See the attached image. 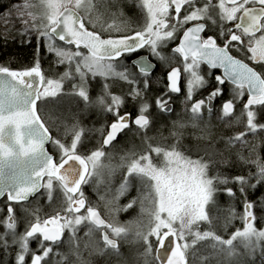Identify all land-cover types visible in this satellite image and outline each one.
<instances>
[{"label": "snow or ice", "instance_id": "obj_1", "mask_svg": "<svg viewBox=\"0 0 264 264\" xmlns=\"http://www.w3.org/2000/svg\"><path fill=\"white\" fill-rule=\"evenodd\" d=\"M110 7V0H23L12 6L22 25L20 35L43 38L65 71L58 79L46 77L39 44L32 66L19 70L0 66V200L4 201L0 264H8L9 258L12 264H93V256L116 257L118 264H264V228L256 227L258 218L264 220V196L248 199L249 190L264 186V135H257L264 133V123L257 120L264 112V0H137L142 23L132 29L127 21L116 22L124 15L122 9L111 13V23L105 20ZM4 15L10 18L12 10ZM205 31L212 34L202 35ZM173 42L171 52L182 57V67L170 68L165 91L150 102L146 97L150 83L163 78L153 79L155 65L148 56L168 63L165 49ZM142 49L148 55H141ZM202 64L222 69L223 75L214 77L216 86L206 97L194 99L209 86L210 73L202 72ZM181 72L182 103L190 119L172 121L170 135L175 142L148 143L144 153L121 156L116 166L105 164L103 160L110 157L105 149L126 130L135 127L146 136L153 124V104L160 113L173 112V94L181 93ZM97 78L101 87L91 97L89 82ZM65 81L72 83L71 92L64 94L78 96L112 117L96 129L101 141L95 148L85 146V129L78 122L66 129L64 137L54 138L39 111L40 105L63 93ZM116 82L126 85L127 92L114 94ZM226 82L230 98L222 101L220 119L238 122L240 117H233L236 102L247 92L241 109L246 130L227 137L220 149L211 142L210 121L203 126L201 122L205 112L213 114V102L223 96L221 86ZM125 97L137 105L135 116L124 107ZM57 119L55 112L47 114V120ZM187 128L199 133H192L193 139L208 142L181 150ZM233 157L242 165L238 174L226 171ZM117 168L125 170L123 178L116 195L107 199L99 187ZM93 181L112 220L102 218L99 205L85 196L83 186ZM134 184L137 196L120 205V197ZM221 192L232 201L237 192L243 197L241 214L232 203L223 209L225 228L238 215L243 222L227 238L213 227L215 213L221 210L217 200ZM41 199L49 208L54 203L56 207L44 212ZM137 204L146 224L115 219ZM97 232L101 240L96 239ZM129 239L136 247L125 256L118 241Z\"/></svg>", "mask_w": 264, "mask_h": 264}, {"label": "rangeland", "instance_id": "obj_2", "mask_svg": "<svg viewBox=\"0 0 264 264\" xmlns=\"http://www.w3.org/2000/svg\"><path fill=\"white\" fill-rule=\"evenodd\" d=\"M110 3H111V7L108 9V12L105 15V20H107L109 23L112 22L111 13L116 12L118 9H122L124 15L116 18L117 23H120L121 21H127L128 28H130V29L138 28L141 25L142 17H141L140 10L137 7V0H110ZM51 58L53 59L52 65L47 66V67L45 66V68L43 67L41 69L44 72V74L46 75V77L58 79L59 76L62 75L63 72L65 71V66L64 65H57L56 57L54 56V54H52ZM0 66L10 67L7 63H4V62H0ZM14 70H16V69H14ZM76 82L78 83L79 81H76ZM71 83H72L71 81H65L63 93L61 95H59L55 98H50L48 103L39 106L42 116L45 117L46 122H48V124H50V125L57 123V122L66 121V119L69 118V119H73L75 121H79L80 123H82L83 128L85 129V132L88 129L90 130V129L100 128L101 125L105 124L103 121L107 122V120L103 114L101 115V112L97 108L86 105V103L81 98H79L78 96L70 95V94L69 95L64 94L67 92H69V93L71 92ZM89 83L91 85L90 96L95 97L96 91L98 90L99 82L90 81ZM121 88H123V86H121ZM176 107H177V109L176 108H175V110L173 109V112L170 115L173 114V115L177 116L181 111H183L184 107L179 106L178 103H177ZM136 109H137V106H136ZM49 112H55L57 114V116L59 117V119L55 120L54 122L47 120V114ZM109 117L111 118L110 115H109ZM209 121H210V119L204 118L203 124L206 122H209ZM94 123L96 125H94ZM100 123H103V124L100 125ZM203 124H201V125L203 126ZM151 127L153 128V125H151L150 128L147 130L146 136H145V133L143 131H138V133H137V134H139V136H142V138H146L147 144H146L145 149H142V147L145 144V141L135 142V143H137L135 145V150L128 152V153L127 152L118 153V152H115L116 150H114V152H113L112 149H110V150L106 151L107 153L110 154V157L105 158L103 160V162L105 164L111 163L113 166H116L120 163V157L121 156H125L129 153L140 154V153L146 152L148 143H151L153 146H157V145L168 146V145H171L175 142L174 138L170 135V131L168 134L163 135V133H161V135L158 137L151 136L149 138V132L152 130ZM54 128L56 129V133H57L56 138L64 137V135H65L64 133H59L62 131H59L55 126H54ZM212 128H213V125H212ZM195 131H197V130H195ZM85 139L87 140L88 138H85ZM87 142H89V141L87 140ZM85 146L87 148H92V146H90L89 143ZM96 146H98L97 143L94 145V147H96ZM181 150H183V149L181 148ZM154 155L155 154H153V156ZM193 158H196L195 155L193 156ZM124 171H125L124 169L117 168L114 175L111 178H108L106 176L105 184H102L99 187V194L105 195L107 199H111L113 196H115L116 195V189L119 187V184L123 178ZM93 182H94V186H95V181H93ZM93 182H92V184L91 183L90 184L93 185ZM219 194L220 193H218L217 200H218V204H219L221 210L219 212L215 213V215L217 216V219L214 220L213 227L215 228V230L217 231L218 234H221V235L225 236V238H227L230 233H232L233 231H235L238 228H242L243 222L239 219V215H238L237 218L235 220H233L232 223L227 228L224 227V225H225L224 217H225L226 213L223 209H226L228 206L224 205L222 203V199L219 198ZM136 196H137V186L134 184L132 186V188L129 190V192H127L125 195L120 197L118 203L120 205L127 204L131 198L136 197ZM94 198L95 199H92L93 200L92 204L93 205H99V210L103 214L104 218H106L107 220H112L113 217L110 216L107 213V211L105 210L104 201H101L98 198L97 192H96ZM230 203L234 204L232 201H230ZM240 205H241V207H238V206H237L238 208L235 207L236 212L238 214L242 213V202ZM234 206H235V204H234ZM50 211H52V209H49V208H48V210L44 209V212H50ZM257 215L259 217L260 213L258 212ZM115 219L118 220L120 223H124L126 221L135 220V219H139L145 224L147 223V219L145 217H141L139 214V205L138 204L136 206H134L133 209H129L127 212L118 213L115 216ZM205 226L207 227V225H205ZM230 226H231V229L229 228ZM200 227H201V229H205L203 227V224ZM256 227L257 228H264V220H261L258 218L256 221ZM19 230L23 231V225H21ZM0 231H3V229H0ZM82 232H83V229H82ZM82 232H81V234H82ZM96 239L100 240V236L98 237V235H96ZM118 242L120 243V251L122 253H124L125 256L129 255L132 252V250L136 247V245H134L131 242V239H129L127 241L120 240ZM92 260H93V264H118V259L116 257L109 258V257L93 256Z\"/></svg>", "mask_w": 264, "mask_h": 264}, {"label": "trees", "instance_id": "obj_3", "mask_svg": "<svg viewBox=\"0 0 264 264\" xmlns=\"http://www.w3.org/2000/svg\"><path fill=\"white\" fill-rule=\"evenodd\" d=\"M23 0H0V62L7 63L11 68L19 70L24 69L32 66L34 63V60L36 59V48L39 44V60L41 68H45V66H50L53 63V59L51 58L52 54L47 51L46 47V41L43 38H37L34 33L29 34L27 36L20 35V30L22 28V25L20 21L16 18L15 9L12 8L13 5L21 4ZM12 10L11 17H6L4 14L7 13L9 10ZM10 19L11 23H7L6 26V20ZM157 78H163L160 80H157L155 83H150L149 92L146 94V97L149 99V101H153L155 97L165 91L166 81H165V74L160 73L159 77ZM156 79V78H155ZM154 79V80H155ZM123 86V85H121ZM131 99V98H130ZM177 103H175V108ZM136 104L130 100V108L134 109L136 108ZM181 106V105H179ZM185 107L183 108V111H181L177 116L176 115H168L160 113L155 105L153 104V107L150 109V118L153 120V128L151 127V131L149 132V138L151 136L158 137L163 133V135L168 134L169 131L172 130V121L181 119V120H189L190 119V112H186ZM103 113L101 112V115ZM104 115V114H103ZM104 117H106L104 115ZM204 118H207L204 116ZM211 123V122H210ZM102 123H100L101 125ZM203 124V121L201 122ZM213 125V128L211 129V142L215 143V146L217 148L223 149L222 145V125L215 121L214 123H211ZM94 125H96L94 123ZM185 135L184 138L181 140V148L184 150L189 149L191 150L194 145L199 144L200 146H203L208 141H197L192 138V133L199 134L197 131H195L192 128H187L184 130ZM129 134L122 136V138L117 142V144L114 146L112 151L116 150L115 152L122 153V152H131L135 150V145L139 141H145L144 146L142 149L146 148V138H142V136L136 135L133 133V131H128ZM87 140L89 142H87ZM85 139V145L90 143L91 139ZM135 143V144H134ZM203 155V153H201ZM228 152H224V156H228ZM233 163L232 166L241 167L242 165L235 159V157L232 158ZM240 169H233L232 167L230 169H226V171H239ZM235 188V187H234ZM262 192H264V188L260 189ZM252 195V190H249L248 196ZM220 199H222V203L224 205H229L230 201H232L229 197H227L223 192L219 194ZM242 197L237 192V199L232 201L235 204V207H241ZM249 200H257V199H249ZM237 207V208H238ZM203 227L206 229V226L203 225ZM231 229V226L229 227ZM4 259L3 252L0 250V260ZM9 264V263H8Z\"/></svg>", "mask_w": 264, "mask_h": 264}, {"label": "flooded vegetation", "instance_id": "obj_4", "mask_svg": "<svg viewBox=\"0 0 264 264\" xmlns=\"http://www.w3.org/2000/svg\"><path fill=\"white\" fill-rule=\"evenodd\" d=\"M183 11V10H182ZM212 33L210 32H207L205 31V33H203L202 35L204 36H207V35H210ZM58 44H61L63 45V42L61 41H57ZM176 46V42H173V43H170L168 45V47L165 49V52L166 54L169 56V62L166 63V64H161L160 61L156 60L154 57H151V56H148V58L154 63L155 65V69L152 73V77L153 79L159 77V74L160 73H163L165 74V81H166V85L168 84L167 82V79H166V76H167V73L170 71V68L171 67H182V57H179L178 55L176 54H173L171 52V49L173 47ZM140 54H146L148 55L147 53V50L146 49H142ZM234 55L236 53H233ZM247 62V61H246ZM201 69H202V72H209L210 75L206 77V79L209 80V86L203 90H201L195 97L194 99H200V98H204L208 95V93L210 91L213 90V88L216 86V82H215V79L214 77L217 76V75H223V70L222 69H209L208 66L206 64H202L201 65ZM95 81L99 82L98 84V90L96 91V94L99 92L100 90V87H101V82H100V78H97ZM121 84L120 82H116L115 83V86H113L112 88V92L114 94H117V95H120V94H123V93H126L127 92V86L126 85H123V88H121ZM184 73L181 72V93L179 94H173V103H172V107L174 109L175 107V103H178L179 105H181V107H185V105L182 103L183 99H184ZM222 89H223V96L222 97H218L216 100H214V104H215V109L213 111V114L211 115V117L208 116L207 112L204 113V116H206L208 119H210L211 123H214L215 121L219 122L221 125H222V145H223V148L225 147V139L227 137H230V136H233L241 131H245L246 130V118L244 116L241 115V109H242V106L243 104L246 102L248 96H247V92H245V96L243 97V99L239 100L236 102V111L234 112L233 114V117H236V116H239L240 119L239 121L237 122L235 119H227V120H221L220 119V107H221V104H222V101H227L229 98H230V85L226 82L224 85L221 86ZM69 93V92H67ZM94 95V96H95ZM130 97H125V108L132 112V114L135 116L136 112H137V109L134 108V109H131L130 108ZM39 111H40V107H39ZM107 122H110L112 120V117L110 118L109 116L105 117ZM257 120L261 123H264V112L262 113H259L258 116H257ZM79 123L82 125L83 127V124L80 123L79 121H75L73 119H69L67 118L66 121H63V122H57V123H54V124H48L47 125L49 126L50 128V131L53 135L54 138H56V129L54 128V126L59 130V131H62V132H59V133H64L66 132V129H70L71 126L75 123ZM104 123H106L105 121H103ZM103 124V123H102ZM132 131L133 133H135L136 135H139L137 134L138 133V130L135 128V127H132ZM129 134L128 131L126 130L125 133L121 134L116 141L113 142V145H110L108 146L105 151H108L110 149H113L114 146L117 144V142L122 138V136H124ZM258 136L260 135H264V133H258L257 134ZM85 138H89L91 139L92 141L89 143L90 146H92V148H95L94 145L97 143L99 145L100 141H101V137L99 135V133L96 131V129H88L86 132H85ZM249 140H252L253 139V136L251 133H249L248 137H247ZM91 149V148H89ZM48 150L51 154L55 155V152H54V149H53V146L51 144H48ZM233 169H240L239 171H231L232 174H238L240 171H241V168L242 166L240 167H237V166H232ZM92 184V183H91ZM84 185L83 186V191L85 193V196L87 197V199L92 203V199H95V194H96V191H94V182H93V185ZM229 186H232V187H235L234 185H229ZM264 188V186H260V187H257L256 190L252 191V195L248 196V199H259L260 197L264 196V192H262L260 189ZM220 198V197H219ZM243 199V197L241 198ZM3 204H4V201L3 200H0V207H3ZM39 204L43 207V209H47L48 210V202L46 199H41L39 201ZM53 208L56 207V204L54 203L52 205ZM49 209H52V208H49ZM51 212V211H50ZM102 214V213H101ZM4 215L3 212H0V217H2ZM103 215V214H102ZM21 227V226H20ZM96 235H98V237L100 236V233L97 232ZM100 240H101V236H100ZM102 242V241H101ZM33 247H35V244L32 245ZM66 248V246H65ZM65 248H62L61 250H65ZM8 263L9 264H12V260L11 258H9L8 260Z\"/></svg>", "mask_w": 264, "mask_h": 264}, {"label": "water", "instance_id": "obj_5", "mask_svg": "<svg viewBox=\"0 0 264 264\" xmlns=\"http://www.w3.org/2000/svg\"><path fill=\"white\" fill-rule=\"evenodd\" d=\"M142 55H146V54H142ZM149 59V58H148ZM150 60V59H149ZM151 61V60H150ZM152 62V61H151ZM153 63V62H152ZM154 64V63H153ZM168 83V82H167ZM46 147H47V149H48V145H46ZM49 151V150H48ZM102 218H104L103 216H102ZM105 219V218H104Z\"/></svg>", "mask_w": 264, "mask_h": 264}]
</instances>
